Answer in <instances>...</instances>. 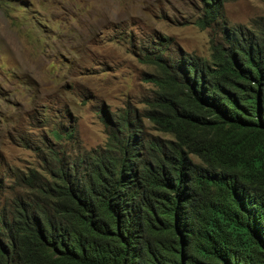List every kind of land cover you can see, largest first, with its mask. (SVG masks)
<instances>
[{"label":"trees","instance_id":"trees-1","mask_svg":"<svg viewBox=\"0 0 264 264\" xmlns=\"http://www.w3.org/2000/svg\"><path fill=\"white\" fill-rule=\"evenodd\" d=\"M194 23L208 56L140 44L155 88L100 109L102 145L47 121L56 147L0 182V264H264V15L228 24L202 0Z\"/></svg>","mask_w":264,"mask_h":264},{"label":"rangeland","instance_id":"rangeland-1","mask_svg":"<svg viewBox=\"0 0 264 264\" xmlns=\"http://www.w3.org/2000/svg\"><path fill=\"white\" fill-rule=\"evenodd\" d=\"M201 1L0 0V182L36 166L40 140L56 147L47 121L72 126L82 150L105 141L100 109L140 110L155 88L141 45L207 57L212 34L194 23ZM219 1L228 24L264 15L263 0Z\"/></svg>","mask_w":264,"mask_h":264}]
</instances>
